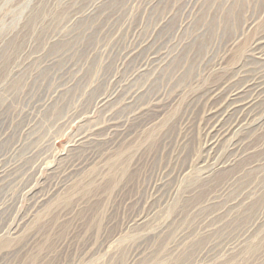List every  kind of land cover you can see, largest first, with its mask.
Instances as JSON below:
<instances>
[{"label": "rangeland", "instance_id": "rangeland-1", "mask_svg": "<svg viewBox=\"0 0 264 264\" xmlns=\"http://www.w3.org/2000/svg\"><path fill=\"white\" fill-rule=\"evenodd\" d=\"M0 264H264V0H0Z\"/></svg>", "mask_w": 264, "mask_h": 264}, {"label": "bare ground", "instance_id": "bare-ground-1", "mask_svg": "<svg viewBox=\"0 0 264 264\" xmlns=\"http://www.w3.org/2000/svg\"><path fill=\"white\" fill-rule=\"evenodd\" d=\"M230 15H231V13L229 14V18H230ZM229 20V19H228ZM225 21V20H224ZM227 21V20H226ZM225 26V25H224ZM244 92V91H243ZM237 99V98H236ZM243 100V99H242ZM234 101V100H233ZM237 101H239V100H237ZM250 102V101H249ZM237 109V108H236ZM88 135V134H87Z\"/></svg>", "mask_w": 264, "mask_h": 264}]
</instances>
